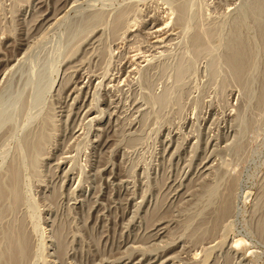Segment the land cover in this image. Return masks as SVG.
<instances>
[{
  "label": "rangeland",
  "instance_id": "1",
  "mask_svg": "<svg viewBox=\"0 0 264 264\" xmlns=\"http://www.w3.org/2000/svg\"><path fill=\"white\" fill-rule=\"evenodd\" d=\"M0 264H264V0H0Z\"/></svg>",
  "mask_w": 264,
  "mask_h": 264
},
{
  "label": "bare ground",
  "instance_id": "2",
  "mask_svg": "<svg viewBox=\"0 0 264 264\" xmlns=\"http://www.w3.org/2000/svg\"><path fill=\"white\" fill-rule=\"evenodd\" d=\"M159 29V28H158Z\"/></svg>",
  "mask_w": 264,
  "mask_h": 264
}]
</instances>
